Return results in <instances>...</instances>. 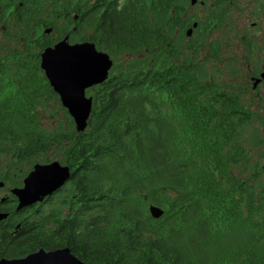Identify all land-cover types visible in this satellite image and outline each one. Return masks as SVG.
<instances>
[{
  "label": "trees",
  "instance_id": "16d2710c",
  "mask_svg": "<svg viewBox=\"0 0 264 264\" xmlns=\"http://www.w3.org/2000/svg\"><path fill=\"white\" fill-rule=\"evenodd\" d=\"M230 1L211 0L201 18L190 0H0V180L21 186L49 150L70 169L53 194L0 221V257L68 247L85 264H264L254 112L198 59L199 47L216 49L206 33ZM64 35L113 60L87 90L80 132L39 64ZM50 99L65 113L54 128L42 116Z\"/></svg>",
  "mask_w": 264,
  "mask_h": 264
},
{
  "label": "water",
  "instance_id": "95a60500",
  "mask_svg": "<svg viewBox=\"0 0 264 264\" xmlns=\"http://www.w3.org/2000/svg\"><path fill=\"white\" fill-rule=\"evenodd\" d=\"M197 0H190L194 5ZM194 22L186 30L190 36ZM51 28L44 29L50 33ZM40 68L43 70L49 85L58 95L61 105L73 119L77 132L83 131L88 122L92 108V96L87 95V89L102 83L107 79L113 60L110 55L96 48L90 41L70 42L64 35L52 45L44 47L40 52ZM264 81V59L259 76H254L253 87ZM70 177V169L58 160L46 163H35L32 169L22 179V186L11 188V193L17 198L16 209L28 207L41 202L48 195L62 187ZM3 183L0 182V186ZM153 218H159L164 210L155 204L148 206ZM7 213L0 212V220ZM0 264H85L76 257L68 247L52 250L39 248L21 257L0 258Z\"/></svg>",
  "mask_w": 264,
  "mask_h": 264
},
{
  "label": "rangeland",
  "instance_id": "374dc122",
  "mask_svg": "<svg viewBox=\"0 0 264 264\" xmlns=\"http://www.w3.org/2000/svg\"><path fill=\"white\" fill-rule=\"evenodd\" d=\"M200 1L197 0L194 5H189L186 12L195 13L203 18L211 5V0H207L205 5ZM252 3H248V8L254 9V17L251 13L247 14L235 7L227 11L228 15L219 25L213 26L212 30L206 33L207 41L215 40L217 42L216 49L210 51L206 44L199 47V55L203 56L198 59L200 63L206 64L212 78L214 75L217 81L224 83L229 89L235 88L246 105L254 112L256 120L252 123V127L258 128L260 137L254 139V143L250 144L249 153L254 164H257L256 168L259 169L264 163V81L261 80L254 88L249 80L250 71L245 65L254 66L255 73L256 69H261L264 59V0H254V7ZM253 20L254 25H252ZM251 36L254 37V53L250 52L249 48L253 46ZM3 37V34L0 33V43L6 47L8 44L5 43ZM91 93V91H87V95H91ZM42 116L44 117L43 121L49 123L52 128L56 127L59 119L65 123V113L60 109L56 99L49 100L47 110L42 112ZM47 155L50 161L61 162L59 151L49 150ZM258 180L264 182V173L259 176ZM7 188H0V196L10 194Z\"/></svg>",
  "mask_w": 264,
  "mask_h": 264
},
{
  "label": "flooded vegetation",
  "instance_id": "af4514ba",
  "mask_svg": "<svg viewBox=\"0 0 264 264\" xmlns=\"http://www.w3.org/2000/svg\"><path fill=\"white\" fill-rule=\"evenodd\" d=\"M233 1L235 3V9H238V10L240 9V10L246 12L247 14L251 13L252 17H254V9H249L248 8L249 7V4H248L249 2H253L252 6L254 7V0H233ZM230 2H232V0ZM252 25H254V20L252 21ZM252 31H249V32L251 34H254V32H252ZM252 36H254V35H252ZM252 36H251V39H252V45L253 46H251L249 48H250V52L252 51V53H254V37H252ZM249 45H251V44L249 43ZM245 67L250 71L249 80L253 84V81H254V66L253 67H248L247 65H245ZM0 182H2V181H0ZM2 183L3 184L0 186V188L1 187H8L7 189L9 190L10 194H6L4 196H0V212L7 213L6 218L1 219L0 221H4V220L8 219L12 215L11 210L14 209L15 211H18V210H16V206H17V203H18L17 198H16V196L14 194L11 193V188L15 187V185L14 186H10V185H8V184H6L4 182H2ZM37 203H39V202H37ZM37 203H35V204H37ZM35 204H33V205H35ZM33 205H31V206H33ZM0 258H6V257H0Z\"/></svg>",
  "mask_w": 264,
  "mask_h": 264
}]
</instances>
